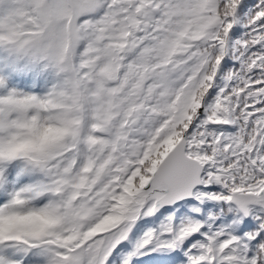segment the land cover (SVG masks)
I'll use <instances>...</instances> for the list:
<instances>
[{
    "label": "snow or ice",
    "instance_id": "snow-or-ice-1",
    "mask_svg": "<svg viewBox=\"0 0 264 264\" xmlns=\"http://www.w3.org/2000/svg\"><path fill=\"white\" fill-rule=\"evenodd\" d=\"M146 255L264 264V0H0V264Z\"/></svg>",
    "mask_w": 264,
    "mask_h": 264
},
{
    "label": "trees",
    "instance_id": "trees-1",
    "mask_svg": "<svg viewBox=\"0 0 264 264\" xmlns=\"http://www.w3.org/2000/svg\"><path fill=\"white\" fill-rule=\"evenodd\" d=\"M166 215V214H165ZM162 219H165L164 215L157 214L156 217H147L142 220L137 221V227L133 228V236H132V245L136 243L137 240L143 237L144 233L147 232L149 229H158L159 226L163 221ZM130 245V247H132ZM166 252H155L151 253V256H157V255H167ZM140 260L143 262V264H152L151 259L149 256L141 257Z\"/></svg>",
    "mask_w": 264,
    "mask_h": 264
},
{
    "label": "rangeland",
    "instance_id": "rangeland-1",
    "mask_svg": "<svg viewBox=\"0 0 264 264\" xmlns=\"http://www.w3.org/2000/svg\"><path fill=\"white\" fill-rule=\"evenodd\" d=\"M165 219H162L161 221H164ZM141 258V257H140Z\"/></svg>",
    "mask_w": 264,
    "mask_h": 264
}]
</instances>
